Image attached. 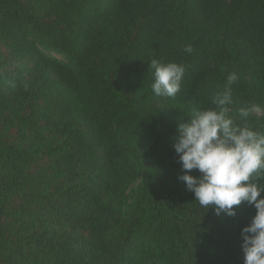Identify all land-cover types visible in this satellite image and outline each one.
<instances>
[{
    "label": "trees",
    "instance_id": "obj_1",
    "mask_svg": "<svg viewBox=\"0 0 264 264\" xmlns=\"http://www.w3.org/2000/svg\"><path fill=\"white\" fill-rule=\"evenodd\" d=\"M221 107L264 132V0H0V264H244L255 208L200 206L172 139Z\"/></svg>",
    "mask_w": 264,
    "mask_h": 264
},
{
    "label": "clouds",
    "instance_id": "obj_2",
    "mask_svg": "<svg viewBox=\"0 0 264 264\" xmlns=\"http://www.w3.org/2000/svg\"><path fill=\"white\" fill-rule=\"evenodd\" d=\"M184 52L193 51L185 45ZM157 97H175L180 91L186 67L176 62L153 59L150 64ZM238 80L230 73L221 92L214 97L220 106L232 105V85ZM253 109L241 107L239 116L247 119ZM178 122L173 136L182 174L195 200L217 216L234 217L236 208L246 202L255 208L250 223L241 229L244 264H264V132L249 124H239L224 107L202 108ZM193 170L199 175H192Z\"/></svg>",
    "mask_w": 264,
    "mask_h": 264
}]
</instances>
